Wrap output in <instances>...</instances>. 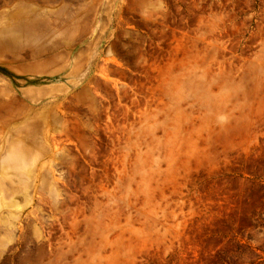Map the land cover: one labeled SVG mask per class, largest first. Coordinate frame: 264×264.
Listing matches in <instances>:
<instances>
[{
    "label": "rangeland",
    "instance_id": "obj_1",
    "mask_svg": "<svg viewBox=\"0 0 264 264\" xmlns=\"http://www.w3.org/2000/svg\"><path fill=\"white\" fill-rule=\"evenodd\" d=\"M0 264H264V0H0Z\"/></svg>",
    "mask_w": 264,
    "mask_h": 264
}]
</instances>
